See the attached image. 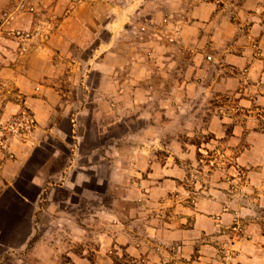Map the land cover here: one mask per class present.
Segmentation results:
<instances>
[{
	"label": "crops",
	"instance_id": "crops-1",
	"mask_svg": "<svg viewBox=\"0 0 264 264\" xmlns=\"http://www.w3.org/2000/svg\"><path fill=\"white\" fill-rule=\"evenodd\" d=\"M17 1L0 0V23L2 11ZM69 3L37 0L35 12L17 13L10 26L31 31L26 50L8 35L0 41V135L7 136L0 147V255L25 248L35 236L38 211L47 214L45 191L58 186L68 190L63 201L74 210L72 217L62 212L54 220L70 223L78 238L84 232L82 244L94 251L95 264H115L113 253L134 264H221L223 248L236 264H264V0H85L72 10ZM134 13L157 20L168 14L173 21L156 24L150 37L129 38L127 20ZM179 45L182 70L175 69ZM176 94L211 112L216 139L225 136L221 126L232 127L228 141L242 143L237 159L250 158L242 195L232 199L216 188L213 198L200 192L194 205L161 206L157 199L150 205L147 190L160 197L184 187L174 168L155 159L153 184L127 181L134 161L128 167L121 160L146 163L153 145L175 141L163 139L159 126L160 99L172 120ZM24 107L34 126L9 136L3 128ZM131 110L141 125L128 133ZM194 115L186 117L189 124L196 125ZM100 118L107 125L96 132L93 123ZM113 127L118 134L105 135ZM129 134L136 139L122 150L120 141ZM105 182L107 189L121 187L131 207L116 198L105 201L96 188ZM228 200L234 203L226 210ZM238 215L243 232L225 230ZM81 255L73 264H92Z\"/></svg>",
	"mask_w": 264,
	"mask_h": 264
},
{
	"label": "rangeland",
	"instance_id": "rangeland-1",
	"mask_svg": "<svg viewBox=\"0 0 264 264\" xmlns=\"http://www.w3.org/2000/svg\"><path fill=\"white\" fill-rule=\"evenodd\" d=\"M152 16L153 15L150 14H130L127 20V25H130L127 29L129 38L140 37L142 33H144L142 35L150 37V31L155 29L156 24L165 27L169 21H173V16L168 14L160 15L161 17H159L158 20ZM175 17H177V15H175ZM180 18H182V15ZM174 22L175 24L178 23H176V21ZM175 37L174 41L179 43V31H176ZM175 49L176 55H180L177 56L178 61L175 64V69L182 70L183 62L181 61V54H179L182 53V46L179 45ZM152 54V50L147 52L148 56ZM134 97L135 94L132 93V100ZM184 100L186 99H184L182 94H176L174 96V117L172 120H166L165 106H162L165 104V100L160 99V108L163 109V118L160 120L159 134L163 133V139H166V137H174L175 141H159L157 148L153 145V150H156L153 151V158L151 159L153 162L150 158L146 163H144L145 160L143 161L142 158L135 159L127 157L121 160V164H126L128 167H130L134 161L132 168L134 173L128 174L127 181L130 182L131 180V184L135 185L141 181L146 185L153 184L154 177L150 176V167L155 164V159L160 166L168 164V167L174 168L176 173L174 175L175 179L183 183L184 187H182L181 190L175 189L166 193L164 192L160 197H156V192L154 190H147L148 199L151 200L149 202L150 205L152 201L155 202V199L158 200L161 206L168 203L178 205L190 203L194 205L198 200L200 192L206 195V197L213 198L216 188H220L225 194V197H232V199H234L232 196L234 194H236V196L242 195L244 191H246L245 189L248 188H244L247 185V181H250V158L246 160L248 163H240L236 156L240 151L242 143H236L233 146L230 144L231 142L228 141L232 130L230 125L221 126V132L225 134V136L223 139H216L215 132L211 130L209 125V122L212 120L210 118L211 112L202 109L198 110L197 107L199 106L195 104V102L190 101L189 104L184 102ZM128 113L131 114H128L127 129L129 131L128 133H131L141 125V120H137L134 117V110ZM189 115L195 116V118L191 119L194 123L196 122V125L189 124L188 121H186V117ZM102 119L103 118L99 119V123L97 122L98 125L96 121L93 123L96 132L99 129H105L107 125V120L102 121ZM120 131L122 133V128H120ZM101 132L102 130L100 133ZM106 134L107 136H116L118 134V128L113 127L112 130L109 133H105V135ZM132 134L127 135L126 141H120L122 150H128L130 148V142L136 139L130 137ZM137 143L136 140L135 144ZM141 143V146L146 145L144 141ZM107 160L112 159L107 158ZM141 167L144 170H142ZM136 171L137 174L135 173ZM112 184L108 189L106 187V182L102 184V186L96 185L97 191L100 194H103V192L105 193V201H113V199L116 198L119 199L117 202L119 205L124 207L127 206L128 200L122 198L124 190L121 187L116 188L112 186ZM76 190L79 191L80 189L77 188ZM67 191V189L58 186H55L54 190L48 189L45 191L46 197H44L45 199L42 202V206L47 214L43 212L39 213L41 211H38L35 236L26 244L23 250L17 251L15 254L4 253L0 255V264H73V262H76V255L82 256L81 254L86 256L92 264H95L94 251L90 249L86 251V247L82 244L85 242L81 240L84 232H80L79 236H82L78 238L76 236L78 233L73 232L70 223L60 222L61 225L59 224L57 226L54 220L55 216L58 217L62 212L65 213L67 217H72L71 212L74 210L73 206L63 201L65 200V196L68 195ZM136 191L138 192L137 188ZM246 194H248L249 198L250 191L246 192ZM246 194L244 196H246ZM144 202L147 204V199H144ZM233 203L232 200H228V203L224 204L225 209H229ZM242 204L244 203L242 202ZM128 207L131 206H127V208ZM81 213L82 211L77 212L79 215ZM260 213L262 214L263 212L260 211ZM216 216L220 215L216 214ZM77 217L80 218V216ZM232 220V224L234 223V225L231 226V224L224 229H234L238 234L243 232L244 221L241 217L238 215ZM246 220L250 222V212ZM79 224L85 225V223L81 222ZM112 257L115 264H134V261L127 256L122 257L117 253H113ZM217 258L221 264H236L234 255L224 248L218 251Z\"/></svg>",
	"mask_w": 264,
	"mask_h": 264
},
{
	"label": "built area",
	"instance_id": "built-area-1",
	"mask_svg": "<svg viewBox=\"0 0 264 264\" xmlns=\"http://www.w3.org/2000/svg\"><path fill=\"white\" fill-rule=\"evenodd\" d=\"M85 0H70L69 10L76 8L79 4L83 3ZM217 4H224L230 0H213ZM37 10V0H18L17 3L11 7L6 8L1 13V23H0V41L4 35H8L10 38L17 39L22 42L21 49H27V41L31 38V31L11 27L10 24L15 19L19 11L35 12ZM256 48H259L257 43H254ZM2 86V80L0 77V88ZM21 97V96H20ZM35 124V118L30 113L28 108L24 107L21 112L16 115L3 129L7 131L9 136L15 134H23L32 129ZM7 136L6 134L0 135V147L6 145Z\"/></svg>",
	"mask_w": 264,
	"mask_h": 264
},
{
	"label": "trees",
	"instance_id": "trees-1",
	"mask_svg": "<svg viewBox=\"0 0 264 264\" xmlns=\"http://www.w3.org/2000/svg\"><path fill=\"white\" fill-rule=\"evenodd\" d=\"M33 239V238H32Z\"/></svg>",
	"mask_w": 264,
	"mask_h": 264
}]
</instances>
